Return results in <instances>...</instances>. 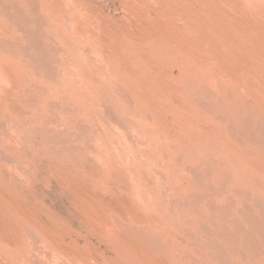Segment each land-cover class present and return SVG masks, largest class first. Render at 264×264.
Instances as JSON below:
<instances>
[{
    "label": "rangeland",
    "instance_id": "374dc122",
    "mask_svg": "<svg viewBox=\"0 0 264 264\" xmlns=\"http://www.w3.org/2000/svg\"><path fill=\"white\" fill-rule=\"evenodd\" d=\"M0 180V264H263L264 0H0Z\"/></svg>",
    "mask_w": 264,
    "mask_h": 264
},
{
    "label": "bare ground",
    "instance_id": "6f19581e",
    "mask_svg": "<svg viewBox=\"0 0 264 264\" xmlns=\"http://www.w3.org/2000/svg\"><path fill=\"white\" fill-rule=\"evenodd\" d=\"M80 2V1H79ZM16 15V14H15ZM44 17V16H43ZM24 23V22H23ZM35 25V24H34ZM193 31V30H192ZM2 36V35H1ZM99 40V39H98ZM166 40V39H165ZM168 40V39H167ZM27 44H28V42H27ZM8 45V44H7ZM147 45V44H146ZM154 45H155V42H154ZM169 45V44H168ZM171 45H173V44H171ZM21 47V46H20ZM59 47V46H58ZM160 48V47H159ZM162 48V47H161ZM128 50V49H127ZM9 51V50H8ZM70 51V50H69ZM164 52V51H163ZM73 54V53H72ZM10 56V55H9ZM30 58V57H29ZM73 58V57H72ZM74 62V61H73ZM82 64V63H81ZM79 65V64H78ZM42 70V69H41ZM18 74V73H17ZM71 75V74H70ZM39 78H41V77H39ZM91 81V80H90ZM102 82V81H101ZM48 83H50V82H48ZM98 84V83H97ZM103 86V85H102ZM27 88V87H26ZM61 88V87H60ZM205 87H203V89H204ZM206 91V90H205ZM204 91V92H205ZM64 92V91H63ZM200 92H202V91H200ZM211 93V92H210ZM187 94V93H186ZM201 96V95H200ZM214 97V96H213ZM124 98V97H123ZM121 99V98H120ZM112 100V99H111ZM130 100V99H129ZM39 101V100H38ZM218 101H220V100H218ZM212 102V101H211ZM65 104V103H64ZM116 104V103H115ZM122 105V104H121ZM218 106H219V104H218ZM217 106V107H218ZM40 107V106H39ZM207 107V106H206ZM209 110V109H208ZM114 111V110H113ZM130 112V111H129ZM206 113V112H205ZM118 114V113H117ZM119 115V114H118ZM126 115V114H125ZM134 115V114H133ZM205 115V114H204ZM51 116V115H50ZM77 116V115H76ZM128 117V116H127ZM111 118V117H110ZM204 118V117H203ZM132 119V118H131ZM205 119V118H204ZM208 121V120H207ZM35 122V121H34ZM209 122H211V121H209ZM67 123V122H66ZM116 124V123H115ZM194 124V123H193ZM75 127V126H74ZM198 128V127H197ZM63 130V129H62ZM19 131H21V130H19ZM14 132V131H13ZM30 132V131H29ZM140 132V131H139ZM200 132V131H199ZM105 135V134H104ZM261 135V134H260ZM28 137V136H27ZM31 142V141H30ZM47 144H49V143H47ZM61 146H63V145H61ZM68 146V145H67ZM76 147V146H75ZM80 147V146H79ZM2 150V149H1ZM82 151V150H81ZM17 152V151H16ZM121 152V151H120ZM3 156V155H2ZM5 156V155H4ZM8 156V155H7ZM22 156V155H21ZM134 156V155H133ZM169 156V155H168ZM74 157V156H73ZM156 157V156H155ZM27 158V157H26ZM174 159V158H173ZM8 160H9V158H8ZM10 161H12V159L10 160ZM142 161V160H141ZM199 163V162H198ZM32 164V163H31ZM176 164V163H175ZM204 164V163H203ZM169 165V164H168ZM196 165V164H195ZM175 167V166H174ZM147 170V169H146ZM206 173V172H205ZM206 176V175H205ZM90 177V176H89ZM152 177V176H151ZM257 177H259V176H257ZM90 179V178H89ZM219 180V179H218ZM227 180V179H226ZM1 181V180H0ZM141 181V180H140ZM205 181H207V180H205ZM138 182V181H137ZM3 183V182H2ZM220 183V182H219ZM7 184V183H6ZM3 186H6V185H3ZM145 186V185H144ZM232 186V185H231ZM9 187V186H8ZM104 187V186H103ZM197 187V186H196ZM98 188V187H97ZM132 189V188H131ZM190 189V188H189ZM166 190V189H165ZM195 190V189H194ZM226 190V189H225ZM167 191V190H166ZM189 191V190H188ZM193 191V190H192ZM101 192V191H100ZM182 192V191H181ZM199 192V191H198ZM187 193V192H186ZM200 194H202V193H200ZM223 195V194H222ZM142 196V195H141ZM188 198V197H187ZM213 198V197H212ZM230 198V197H229ZM235 199V198H234ZM201 200V199H200ZM210 201V200H209ZM216 201V200H215ZM179 203V202H178ZM186 204V203H185ZM214 204V203H213ZM176 205V204H175ZM203 207V206H202ZM198 208V207H197ZM172 210V209H171ZM202 211V210H201ZM204 211V210H203ZM202 211V212H203ZM222 212H224V211H222ZM11 213V212H10ZM216 213V212H215ZM167 214H169V213H167ZM212 214V213H211ZM219 214V213H218ZM113 215V214H112ZM223 215V214H222ZM180 216H181V214H180ZM130 217H131V215H130ZM235 217V216H234ZM133 219V218H132ZM163 219V218H162ZM205 219V218H204ZM207 219V218H206ZM227 219V218H226ZM20 220H23V219H20ZM111 220H113V219H111ZM166 220V219H165ZM185 220V219H184ZM208 220V219H207ZM219 220V219H218ZM210 221V220H209ZM224 221V220H223ZM242 222V221H241ZM131 223V222H130ZM28 225H30V224H28ZM28 225H27V227H28ZM119 225V224H118ZM227 225H229V224H227ZM123 226V225H122ZM132 226V225H131ZM111 227V226H110ZM172 227V226H171ZM212 227V226H211ZM231 227V226H230ZM248 227V226H247ZM179 228H181V227H179ZM33 229V228H32ZM152 229V228H151ZM157 229V228H156ZM201 229V228H200ZM210 229V228H209ZM219 229V228H218ZM162 230V229H161ZM213 230V229H212ZM30 231H32V230H30ZM107 231V230H106ZM160 231V230H159ZM199 231V230H198ZM131 232V231H130ZM139 232V231H138ZM200 232V231H199ZM255 232V231H254ZM162 233V232H161ZM186 233V232H185ZM243 233V232H242ZM42 234V233H41ZM191 234V233H190ZM35 235V234H34ZM198 235V234H197ZM206 235V234H205ZM221 235V234H220ZM105 236V235H104ZM225 236V235H224ZM227 236V235H226ZM38 237V236H37ZM164 237V236H163ZM112 238V237H111ZM222 238V237H221ZM220 238V239H221ZM113 239V238H112ZM139 239V238H138ZM156 239V238H155ZM154 240V239H153ZM194 240V239H193ZM42 241V240H41ZM152 241V240H151ZM163 241V240H162ZM216 241V240H215ZM155 242V241H154ZM39 243V242H38ZM153 244V243H152ZM157 244V243H156ZM35 245H37V244H35ZM51 245V244H50ZM151 245V244H150ZM198 245V244H197ZM40 246H41V244H40ZM152 246V245H151ZM168 246V245H167ZM166 246V247H167ZM220 246V245H219ZM229 246V245H228ZM205 247H206V245H205ZM34 249V248H33ZM32 249V250H33ZM116 249V248H115ZM118 249V248H117ZM183 249V248H182ZM185 249V248H184ZM23 250H25V249H23ZM27 250H29V248L27 249ZM57 250V249H56ZM126 250V249H125ZM163 250V249H162ZM166 250V249H165ZM193 250V249H192ZM213 250V249H212ZM190 251V250H189ZM32 252H35V251H32ZM170 252V251H169ZM176 252V251H175ZM182 252H184V251H182ZM194 252V251H193ZM37 253V252H36ZM43 253V252H42ZM33 254H35V253H33ZM180 254V253H179ZM192 254V253H191ZM214 254V253H213ZM45 255V254H44ZM129 255V254H128ZM194 256V255H193ZM175 257V256H174ZM43 258V257H42ZM124 258V257H123ZM134 258V257H133ZM261 258V257H260ZM48 259V258H47ZM61 259V258H60ZM5 260V259H4ZM133 260V259H132ZM12 261V260H11ZM73 261V260H72ZM77 261V260H76ZM135 261V260H134ZM140 261V260H139ZM186 261V260H185ZM222 261V260H221ZM263 261V260H262ZM43 262V261H42ZM232 262V261H231ZM43 263H45V262H43ZM52 263V262H51ZM71 263V262H70ZM212 263V262H211ZM263 263V262H262ZM46 264V263H45ZM53 264H55V263H53ZM57 264V263H56ZM59 264V263H58ZM72 264V263H71ZM202 264V263H201ZM264 264V263H263Z\"/></svg>",
    "mask_w": 264,
    "mask_h": 264
}]
</instances>
